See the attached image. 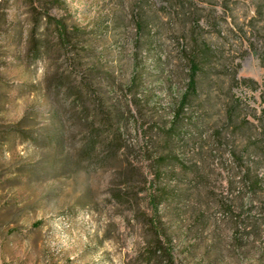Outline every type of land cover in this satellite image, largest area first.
I'll return each mask as SVG.
<instances>
[{"label": "rangeland", "instance_id": "rangeland-1", "mask_svg": "<svg viewBox=\"0 0 264 264\" xmlns=\"http://www.w3.org/2000/svg\"><path fill=\"white\" fill-rule=\"evenodd\" d=\"M263 56L264 0H0V264H264Z\"/></svg>", "mask_w": 264, "mask_h": 264}, {"label": "trees", "instance_id": "trees-1", "mask_svg": "<svg viewBox=\"0 0 264 264\" xmlns=\"http://www.w3.org/2000/svg\"><path fill=\"white\" fill-rule=\"evenodd\" d=\"M59 36L62 38L64 35L63 33L60 31ZM193 60H189L190 63V75L188 78V83H187V88H186V92L183 94L180 104H179V108L180 111L182 112V110L184 109L185 105L187 104L188 98L189 96L192 94H196L197 91V83H196V73L199 69L198 66V62L197 60L193 57ZM260 61L262 63V65H264V56L262 58H260ZM254 84V83H253ZM256 84H254L255 86ZM264 112V111H263ZM61 119H59V127H61Z\"/></svg>", "mask_w": 264, "mask_h": 264}]
</instances>
